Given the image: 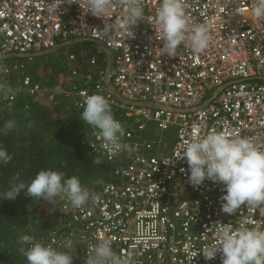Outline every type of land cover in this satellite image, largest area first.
I'll list each match as a JSON object with an SVG mask.
<instances>
[{
    "label": "built area",
    "instance_id": "2783aa9c",
    "mask_svg": "<svg viewBox=\"0 0 264 264\" xmlns=\"http://www.w3.org/2000/svg\"><path fill=\"white\" fill-rule=\"evenodd\" d=\"M159 3L145 0L146 15L154 16ZM188 3L192 23L209 24L214 42L206 53L182 45L169 57L146 18L134 26V38L113 40L99 35L103 19L83 13L79 4L0 0V61L93 43L86 60L68 54L63 74L69 81L61 91L80 110L83 93L105 94L125 128L122 143L138 146L132 154L109 153L91 128L81 146L113 166L115 181L90 190L96 199L80 208L60 196L52 200L86 260L106 237L127 264H221V253L206 260L201 251L214 242L219 225L248 220L249 227L264 230V206L222 212L224 186L207 179L192 186L186 159L176 158L194 125L202 135L227 125L264 141V20L251 16V0ZM20 59L3 72L23 73L19 89L41 93L43 84L25 74ZM6 99L12 103L16 96Z\"/></svg>",
    "mask_w": 264,
    "mask_h": 264
},
{
    "label": "clouds",
    "instance_id": "9594fccd",
    "mask_svg": "<svg viewBox=\"0 0 264 264\" xmlns=\"http://www.w3.org/2000/svg\"><path fill=\"white\" fill-rule=\"evenodd\" d=\"M65 2L79 4L83 13L102 18L103 27L98 30L102 38H134V26L146 18L155 30L156 39L163 42V54L169 57L177 56L182 45L194 53L203 54L214 42L209 24L192 23L187 14L188 0H160L154 16L146 15L145 0H60L59 7ZM117 11L120 14L113 20ZM250 11L255 19L264 20V0H251ZM12 93L9 85L0 83V97ZM83 96L81 119L95 130L103 148L112 154L121 149L129 154L138 151V146L122 143L125 128L115 118L106 95L97 91L83 93ZM14 127L15 121H5L0 126V135H6ZM176 158L186 159L188 182L192 186L198 187L206 179L224 186L220 197L222 212L232 215L242 206H264V141L260 138L229 131L227 125L202 135L200 126L194 125L190 138L183 141ZM11 160L12 154L0 145V166H6ZM93 163L101 161L95 158ZM25 188L27 194L35 199L52 202L54 197L60 196L74 208L96 199L78 177L65 178L64 172L50 168L40 169L29 182L21 180L17 174L10 181L5 197L14 198ZM249 223L244 220L239 224L228 222L219 225L214 242L201 247L204 258L215 259L219 252L221 264H264V230L249 227ZM19 244V251L26 257L27 264H73L70 253L58 250L33 235H21ZM85 264H127V261L114 252L112 238L101 237L99 243L92 247Z\"/></svg>",
    "mask_w": 264,
    "mask_h": 264
},
{
    "label": "rangeland",
    "instance_id": "374dc122",
    "mask_svg": "<svg viewBox=\"0 0 264 264\" xmlns=\"http://www.w3.org/2000/svg\"><path fill=\"white\" fill-rule=\"evenodd\" d=\"M90 46L93 47V43L82 41L57 51L19 58L26 65L25 74L34 76L43 84L44 89L39 94H26L19 89L23 73L7 75L3 72L6 65L19 59L0 61V83L9 85L16 99H22V104L17 106L16 100L9 103L6 97H0V126L5 121H15L13 129L6 135H0V145L7 147L8 142H14L28 147L33 144L31 147L37 149L40 162L47 164L30 166L25 163L13 173L7 172L10 165H6L1 166L0 170L6 169L2 173L12 174L13 178V174L19 172V178L29 182L37 173L31 176L32 170L50 168L64 172L65 178L78 177L89 191L97 190L102 183L115 181L112 165L83 150L82 136L92 127L81 119L71 98L61 91L69 81L63 74L68 54L75 52L86 60L92 50ZM26 117L30 119L24 122ZM15 132L19 133L15 136ZM95 158H99L101 163H93ZM20 191L21 195L14 202L5 198L0 200V212L6 214L0 218V264H27L26 257L19 251V237L23 234L33 235L48 244H52L53 237H56L58 244L53 247L70 253L73 264H85L82 245L72 241L76 237L68 235L67 219L56 214L57 204L33 198L27 194L26 188Z\"/></svg>",
    "mask_w": 264,
    "mask_h": 264
},
{
    "label": "trees",
    "instance_id": "16d2710c",
    "mask_svg": "<svg viewBox=\"0 0 264 264\" xmlns=\"http://www.w3.org/2000/svg\"><path fill=\"white\" fill-rule=\"evenodd\" d=\"M14 103L15 104L17 103L16 105L18 106V105L22 104V99L20 100L17 98ZM75 110L79 111L80 113L83 111L80 109H75ZM21 114L23 115V113H21ZM35 118H36V115H35ZM29 119H30V117H26V119L24 118V122H25V120H29ZM18 133L19 132H15L14 135L16 136ZM31 146L24 147L22 145H18L16 143H14V142H8L6 148L12 154V160L7 164V165H10V167L8 166L10 169L7 172L11 171V173H13L16 170L20 169V167H22L25 163H28L30 166H32L31 164H35L37 166H40V164L47 166V164L40 162L41 157H39V155L36 154L37 149L34 147H31ZM0 168H1V166H0ZM39 168L40 167H37L34 170H32L31 176L34 175V173L38 172ZM5 170L4 169L0 170V200L5 198V199H9L10 201L14 202V200H17L16 198H18L21 195L20 194L21 191H19L17 194H15L14 198L5 197V194L10 189V179L12 180V174L10 176V174L2 173V171H5ZM17 174H21V173L16 172L15 174H13V177L16 176ZM0 210H1V206H0ZM4 217H6V214H3L2 212H0V218H4Z\"/></svg>",
    "mask_w": 264,
    "mask_h": 264
}]
</instances>
